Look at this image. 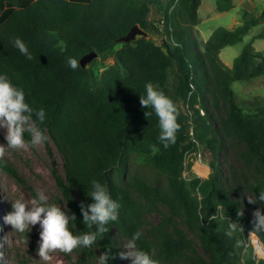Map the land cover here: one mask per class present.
I'll return each mask as SVG.
<instances>
[{
  "label": "trees",
  "instance_id": "trees-1",
  "mask_svg": "<svg viewBox=\"0 0 264 264\" xmlns=\"http://www.w3.org/2000/svg\"><path fill=\"white\" fill-rule=\"evenodd\" d=\"M218 12L230 10L232 0H213ZM200 0H0V74L25 92L35 109L43 107V124L31 121L52 140L62 157V174L52 176L63 199L62 210L75 214L73 234L95 230L83 222L80 205L92 203L91 182L107 185L120 204L118 218L90 248H76L71 264H121L124 243L132 242L149 252L159 264H264L249 243L255 234L264 246L262 230L242 211L235 172L216 163L217 150L227 137L238 141L246 171L253 181L243 185L264 212V104L251 101L244 111L231 88L234 81L264 75V49L255 50L253 39L243 45L227 67L220 50L242 40L255 25H264V6L256 15L240 8V22L233 28L215 27L200 45L192 28L199 23ZM153 6L161 15L159 26L148 19ZM165 35L157 44L139 36L118 42L133 26ZM21 38L29 48L27 59L14 47ZM199 46L201 48H199ZM87 52L109 55L112 63L99 74L79 59ZM68 58L78 60L73 70ZM152 83L170 96L177 106L181 127L176 141L165 148L159 142V118L143 107L145 85ZM186 105L182 111L178 102ZM147 113H150L146 115ZM191 132V134H189ZM195 143L212 154L210 172L204 179H186L185 155ZM152 145L158 147L152 152ZM142 157L159 178L150 183L130 173L129 157ZM17 182L23 180L4 165ZM161 179V180H160ZM31 191V190H30ZM38 202L37 195L31 191ZM149 214H157L146 228ZM235 223L232 237L225 233Z\"/></svg>",
  "mask_w": 264,
  "mask_h": 264
},
{
  "label": "rangeland",
  "instance_id": "rangeland-1",
  "mask_svg": "<svg viewBox=\"0 0 264 264\" xmlns=\"http://www.w3.org/2000/svg\"><path fill=\"white\" fill-rule=\"evenodd\" d=\"M263 6L264 0H234L233 8L228 11L218 12L215 9L213 0H201L197 9L199 23L192 28V32L201 45L215 27L222 25L227 28H233L236 26L240 22V8L257 15ZM160 15L151 6L148 19L151 20L154 26H159V30L162 31L163 28L160 27L161 22L159 21L161 19ZM262 30H264V25L258 24L253 26L243 35L241 41L223 47L218 54L219 59L227 67H230L233 58L240 52L243 45ZM146 36L152 38L157 44L165 40V35L160 33L148 32ZM251 46L255 50L264 49V31L263 38L253 39ZM199 48L201 47L199 46ZM111 63L112 59L109 55L104 57L97 55L88 62V65L98 75L103 68ZM231 88L237 102L244 111H251L253 105L251 101L254 99H259L264 104V75L249 80L234 81L231 84ZM178 105L182 111H186V105L180 101ZM31 122L30 120L29 123ZM25 127L27 128V125ZM6 135V126H0V145L7 144L5 139ZM45 135L47 136V134ZM24 139L25 147L23 149L6 148V154L0 157V264H71L75 260V255L73 253L65 254L59 250H54L50 253L51 259L49 261L39 259L36 252V249L39 247V233L42 230L39 224L31 226L27 233H18L10 225L4 223L3 218L12 210V203L15 200L21 198L26 204V207H32L38 204L31 193L33 191L37 195L38 189L45 191V194L48 196V203L56 204L59 207L64 206L63 199L52 176V169L58 174H62V157L60 153L48 136L46 141L35 147L30 143L31 136L27 130L24 132ZM243 150L242 145L238 141L227 137L225 142L222 143L220 150L216 152V163L225 173H228L231 169L235 172L238 187L243 188L241 193H239L242 211L245 215H249L256 220L254 214L257 210L249 202V199L253 198L252 194L243 185L244 180L253 181V169L250 168L249 171H246L241 161L240 152ZM211 160V152L195 143L192 150L188 151L185 155V170L183 171V176L186 179L206 178L210 172L209 163ZM2 164L12 167L23 182H17L11 177ZM128 169L130 173L140 174L152 184L159 180L155 171L142 157L130 156ZM260 212L264 215L263 211ZM157 219V214H149L146 218L148 222L146 228H149ZM262 233L264 235V230H262ZM250 235L251 233L248 234L249 243L251 244ZM127 245L128 243H124L125 251L130 250ZM261 245L263 246L262 242ZM251 246L253 255L256 258H261L254 252L252 244ZM121 264H131V262L125 259Z\"/></svg>",
  "mask_w": 264,
  "mask_h": 264
},
{
  "label": "clouds",
  "instance_id": "clouds-1",
  "mask_svg": "<svg viewBox=\"0 0 264 264\" xmlns=\"http://www.w3.org/2000/svg\"><path fill=\"white\" fill-rule=\"evenodd\" d=\"M21 54L27 59H32L26 43L19 37L13 40ZM67 65L75 70L79 64L75 58H68ZM140 103L143 107H150L159 118L161 133L158 137L163 147L167 148L176 141V133L181 125L178 122V109L173 99L166 95L161 89L154 87L152 83L145 85V95L141 96ZM33 112L36 120L43 124L46 119V112L43 107L35 109L25 100V92L22 88L13 84L12 80L5 74H0V126H6L7 144L0 145V157L6 154V148L23 149L25 147L24 132L30 133V143L33 147L47 140V136L42 129L30 122ZM150 113H147L148 115ZM27 125V128L25 127ZM156 145H152V152L158 151ZM88 194L92 198V203L85 206L81 202L80 209L83 222L91 229L95 230L84 234H73L70 230V221L76 219L75 214H66L65 210L56 204L48 203V196L42 189L37 190L38 204L26 207L22 199H17L12 203V210L4 216V223L10 225L18 233H27L31 226L37 224L42 229L39 233V247L36 252L39 259L49 261L50 253L59 250L62 253H71L76 248H90L108 231L109 222L116 221L120 204L109 194L106 184L97 180L91 182V191ZM259 199L264 201V191L259 194ZM250 203H255L254 199H249ZM255 229L264 230V215L259 210L255 212ZM241 230L235 223L229 225L226 235L232 237L233 234ZM141 233L137 231L132 236V242L128 243L129 251L120 252L121 259L130 260L131 264H159L153 256L135 245V241ZM109 253L101 256V264H107Z\"/></svg>",
  "mask_w": 264,
  "mask_h": 264
},
{
  "label": "water",
  "instance_id": "water-1",
  "mask_svg": "<svg viewBox=\"0 0 264 264\" xmlns=\"http://www.w3.org/2000/svg\"><path fill=\"white\" fill-rule=\"evenodd\" d=\"M146 32L141 29L138 25H133L125 35L120 36L117 38L118 42H124L128 43L130 41H133L136 37L139 36H145ZM97 54L95 52H87L81 58L79 59V64L81 67H85L89 61H91L93 58H95ZM256 236V235H255ZM257 237V236H256ZM258 239V238H257ZM258 242L261 244L260 240L258 239ZM261 249L264 252V247L261 245Z\"/></svg>",
  "mask_w": 264,
  "mask_h": 264
},
{
  "label": "bare ground",
  "instance_id": "bare-ground-1",
  "mask_svg": "<svg viewBox=\"0 0 264 264\" xmlns=\"http://www.w3.org/2000/svg\"><path fill=\"white\" fill-rule=\"evenodd\" d=\"M250 241H251V244L253 245V248H254V252L261 258L264 259V252L263 250L261 249V244L258 242V239L257 237L251 233L250 235Z\"/></svg>",
  "mask_w": 264,
  "mask_h": 264
},
{
  "label": "crops",
  "instance_id": "crops-1",
  "mask_svg": "<svg viewBox=\"0 0 264 264\" xmlns=\"http://www.w3.org/2000/svg\"><path fill=\"white\" fill-rule=\"evenodd\" d=\"M200 2H201V0H200ZM232 5H233V7H234V0H232ZM233 7H232V8H233Z\"/></svg>",
  "mask_w": 264,
  "mask_h": 264
},
{
  "label": "built area",
  "instance_id": "built-area-1",
  "mask_svg": "<svg viewBox=\"0 0 264 264\" xmlns=\"http://www.w3.org/2000/svg\"><path fill=\"white\" fill-rule=\"evenodd\" d=\"M191 133V132H190Z\"/></svg>",
  "mask_w": 264,
  "mask_h": 264
}]
</instances>
